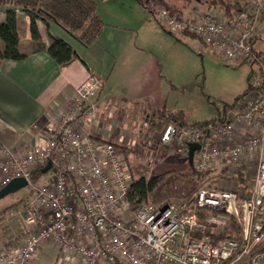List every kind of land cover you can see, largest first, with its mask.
Masks as SVG:
<instances>
[{"label":"built area","instance_id":"1","mask_svg":"<svg viewBox=\"0 0 264 264\" xmlns=\"http://www.w3.org/2000/svg\"><path fill=\"white\" fill-rule=\"evenodd\" d=\"M264 1L251 0L230 15L214 6L177 16L163 8L153 13L170 33H187L209 46L223 61L257 59L256 20ZM257 68L255 96L237 104L222 122L167 123L158 144H177L186 156L198 142L192 166L205 171L224 163L234 167L255 155L249 185L235 189L201 186L175 201L143 202L130 210L126 192L131 173L115 141L82 130L86 102L102 81L88 76L66 97L64 109L47 120L48 134L27 148L0 145V189L11 179L26 180L28 197L19 214L20 242L0 249V264H37L45 245L71 264H264V70ZM249 136L236 138L237 126ZM187 157V156H186ZM50 161L43 182L31 174ZM49 173V175H47ZM23 210L25 211L23 213ZM6 242V241H5Z\"/></svg>","mask_w":264,"mask_h":264},{"label":"rangeland","instance_id":"2","mask_svg":"<svg viewBox=\"0 0 264 264\" xmlns=\"http://www.w3.org/2000/svg\"><path fill=\"white\" fill-rule=\"evenodd\" d=\"M95 1H124L119 6L122 11L127 12L125 16L132 21L130 23L132 25L130 28L120 26L114 30L113 38L125 42L123 56H119L120 58L109 54L104 56L95 51L96 55L85 57V60L92 62L95 66V75L101 78H105V73L110 72V78L116 80L119 88L137 83L141 88L142 96L139 103L136 102L135 97L129 95L128 101H123L118 96L117 100L107 101L99 107L93 105V108L88 110V118L82 130L93 137L115 141L122 157L128 163L131 176L135 178L140 176L149 178L169 171L183 173L192 178L187 181L178 180L172 186L156 190L149 197L153 203L175 201L183 193L193 192L201 186L235 189L240 185H249L255 169V155L244 153L243 164L239 161L230 168H225L224 163L212 165L205 171H198L191 166L193 170L203 173V178L197 179V175L187 163V154L185 156L177 152V144L172 142L164 146L158 145L162 127L151 129L146 120L152 115V111L150 108L148 113L145 110L148 104L153 110L181 109L184 118L189 122L211 119L222 114L224 110L226 114H231L237 108L236 98L242 95L249 84L253 85L255 82V71L259 68V64H261L260 69L264 70V12L261 19L256 20L257 36L254 46L257 50L261 49L256 53L257 59L231 64L223 61L199 39L187 33H170L165 30L152 14L153 21L137 17L128 7L130 5L127 2L135 0ZM167 1L173 8L168 9L171 13L190 17L193 12L206 10L209 6H214L219 12H226L223 5L226 3L233 5L230 13H236L235 2L243 7L251 0ZM150 7L152 13L164 8L153 2L150 3ZM96 45L94 47H97ZM126 56H128L127 60ZM119 73H121L120 78L116 79ZM252 94H254L253 88L249 89L239 101L247 99ZM85 108L89 109L88 102ZM155 113L160 112L155 111ZM42 123L39 125L42 127L33 129V137L48 134ZM250 134L252 131L236 138L243 139ZM29 145L27 144L23 150ZM45 176L46 173L38 178V182H43ZM27 197L28 190L24 186L0 198L2 219H0V249L9 239L6 238L8 232L4 230L6 225L16 222L19 226L21 216L13 214V211L21 208ZM13 205L16 207L13 208ZM48 249L50 250L47 252L51 256L49 258L45 255L39 256L37 264H70L61 262L57 249ZM57 256H59L58 261L52 259L55 262H51V257ZM71 264H79V260L75 259Z\"/></svg>","mask_w":264,"mask_h":264},{"label":"crops","instance_id":"3","mask_svg":"<svg viewBox=\"0 0 264 264\" xmlns=\"http://www.w3.org/2000/svg\"><path fill=\"white\" fill-rule=\"evenodd\" d=\"M127 2L130 5L128 7L135 12L137 17L153 21L151 13L146 8L136 1ZM121 3L124 1H98L96 11L105 25L97 39L90 45H83L54 21L47 25L51 34L64 39L77 52L78 58L67 65H59L46 50L32 49L29 18L27 15L20 14L18 49L25 53V56L19 60L0 57V145L11 146L15 149L32 144L36 138V136L33 137V129L42 127L39 125L43 122L47 130L48 118L58 115L64 109L66 97L88 76H95L102 81V86L95 96L93 95L94 97L88 100L92 106L99 107L107 101L117 100L118 96L123 101H128L129 95L135 97L136 102L141 101V88L137 86V83H130L126 88H119L116 80L113 81L112 77L110 78V72H106L105 78H101L95 75V66L92 62L85 60V57L96 55L95 51L104 56L124 55L125 42L113 38L115 28L120 26L130 28L132 25L130 24L132 21L125 16L127 12L120 8ZM3 18L4 12L0 11V21ZM37 25L41 41L48 44L46 25L40 20L37 21ZM256 36L255 33L252 45L254 52L258 53L261 49H255ZM4 43L5 39L0 34V51ZM95 44L97 47H94ZM120 74L116 75V79L120 78ZM256 93L254 90V94L248 98L255 96ZM226 115L225 110L220 114L225 117ZM247 132L246 126H237L235 136L241 137ZM240 162L243 164L242 158ZM48 248L50 247L45 245L40 256L45 255L49 258L51 255L47 252L50 250ZM58 258L59 256L51 257V262L54 261L52 259L58 261Z\"/></svg>","mask_w":264,"mask_h":264},{"label":"trees","instance_id":"4","mask_svg":"<svg viewBox=\"0 0 264 264\" xmlns=\"http://www.w3.org/2000/svg\"><path fill=\"white\" fill-rule=\"evenodd\" d=\"M139 5L146 8L152 15V9L150 3L153 2L156 5L162 6L166 9H173L171 4L167 0H135ZM214 2V1H212ZM216 2V1H215ZM98 1L95 0H0V11L4 12V18L0 21V34L4 37L5 43L0 51V57L12 60H19L25 56V53L20 52L18 49V43L20 40L19 35V18L20 14L27 15L29 18V32L32 41L33 50H46L48 54L59 64L67 65L72 60L78 58L77 52L72 46L64 39L51 34L48 30L47 25L54 21L68 31L73 37H75L83 45L92 44L98 37L101 29L105 25L103 20L97 14L96 6ZM223 3V2H222ZM225 6L226 14L230 15L232 4H223ZM234 8L237 12L241 10V6L238 3H234ZM264 12V7L257 20L261 19ZM43 22L47 27V35L49 43L44 44L41 41L40 33L37 25V21ZM189 35V34H187ZM192 37H195L191 35ZM196 38V37H195ZM240 64V63H239ZM253 88L257 93L261 91L262 87L256 89L252 85H248L242 95H239L235 101L238 103L244 95L247 94L248 90ZM149 108L152 111V115L147 117V122L151 129H157L164 127L167 123L173 122L178 126L185 124H205L207 122H222L225 116H215L211 119L203 121L189 122L184 118L183 111L178 109L177 111L162 109H152L153 107L148 104L146 112L148 113ZM155 111H159L156 114ZM165 113V114H163ZM188 165L191 167L192 164ZM43 168L34 170L31 174V178L34 181H38L39 177H42L44 172ZM192 169V167H191ZM193 170V169H192ZM197 179L203 178V173L193 170ZM178 180H192L190 176L176 171H169L153 177L140 176L135 178L131 176L130 185L126 192V199L129 202L130 210L134 211L143 202H151L149 197L154 192L161 188H167L172 186ZM198 183V180L196 181ZM25 202L23 203L24 207ZM16 206L13 205V208ZM25 211L23 210V213ZM1 219V215H0ZM2 220V219H1ZM5 231H7L5 244H17L21 238V232L18 224L12 223L6 225Z\"/></svg>","mask_w":264,"mask_h":264},{"label":"water","instance_id":"5","mask_svg":"<svg viewBox=\"0 0 264 264\" xmlns=\"http://www.w3.org/2000/svg\"><path fill=\"white\" fill-rule=\"evenodd\" d=\"M200 144L198 142H191L188 144V150H187V159L189 161V163L192 162L193 159V155L195 150L199 149ZM51 166L50 161H48L42 171L46 172ZM26 185V180L22 177H16L11 179L6 185H4L1 189H0V198H2L3 196H5L6 194L10 193V192H14L18 189H20L21 187H24Z\"/></svg>","mask_w":264,"mask_h":264},{"label":"bare ground","instance_id":"6","mask_svg":"<svg viewBox=\"0 0 264 264\" xmlns=\"http://www.w3.org/2000/svg\"><path fill=\"white\" fill-rule=\"evenodd\" d=\"M159 145V144H158Z\"/></svg>","mask_w":264,"mask_h":264}]
</instances>
